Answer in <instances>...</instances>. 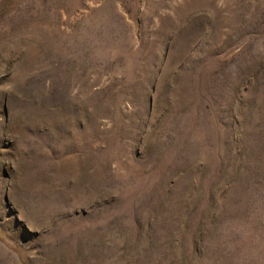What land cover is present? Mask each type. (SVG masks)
<instances>
[{
  "label": "rangeland",
  "instance_id": "rangeland-1",
  "mask_svg": "<svg viewBox=\"0 0 264 264\" xmlns=\"http://www.w3.org/2000/svg\"><path fill=\"white\" fill-rule=\"evenodd\" d=\"M0 264H264V0H0Z\"/></svg>",
  "mask_w": 264,
  "mask_h": 264
}]
</instances>
